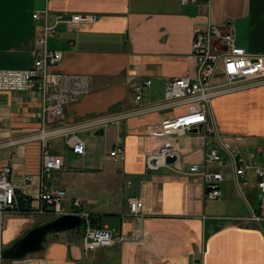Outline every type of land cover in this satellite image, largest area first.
<instances>
[{"label":"crops","instance_id":"1","mask_svg":"<svg viewBox=\"0 0 264 264\" xmlns=\"http://www.w3.org/2000/svg\"><path fill=\"white\" fill-rule=\"evenodd\" d=\"M45 10L51 25L57 15L94 16L95 21L83 20L75 28L60 24L44 43V20L33 16ZM212 24L228 25L237 48L264 54V0H207L197 5L180 0H0V70L32 69L35 52L45 47L62 52V61L52 70L89 80L88 94L64 107L61 123L74 125L133 110L137 107L133 87L147 81L152 84L144 89L142 105L162 101L167 82L195 74L194 34ZM246 97L264 109V87L211 102L209 126L216 131L210 135L200 129L163 140L161 122L173 111H160L99 130L73 131L71 136L86 143L83 156L74 154L65 138L52 140L49 151L62 156L64 165L49 183L67 192L64 214L102 216L103 224L110 218L118 229L104 226L126 236L138 232L140 240L85 253L82 236L52 234L41 252L21 260L0 259V264H264V222H252L246 208L258 207L255 177L240 179L239 190L232 167L226 177L225 165H212L210 169L225 178L222 196L214 201L224 210L215 214L205 200L202 176L190 174L192 165L203 167L207 149L221 153L225 148L245 151L263 146L264 136L242 137L232 131L235 104H244L240 101ZM45 123L42 95L0 92V168H11L16 185L25 186V179H32L25 186L29 197L24 198L32 210L40 206L42 149L38 141L27 138ZM119 140L124 161L109 155ZM162 140L172 146L177 161L149 172L146 160ZM130 198L143 201L141 217L130 215ZM76 200L79 208L74 207ZM50 218L58 217L5 214L0 218V253Z\"/></svg>","mask_w":264,"mask_h":264},{"label":"built area","instance_id":"2","mask_svg":"<svg viewBox=\"0 0 264 264\" xmlns=\"http://www.w3.org/2000/svg\"><path fill=\"white\" fill-rule=\"evenodd\" d=\"M50 1V0H47ZM64 1V0H59ZM207 0H180L183 5H197ZM35 20H44L41 32L43 42L55 35V28L60 24L75 28L81 21H95L94 16L83 17L75 15L70 19L57 15L53 25L49 22V10L34 14ZM195 63V74L192 77L175 78L167 82L162 101L143 103V92L152 82L147 81L133 87L136 94L137 107L125 113L107 115L91 119L74 125L61 123L64 107L78 101L89 92V80L83 76H72L54 72L53 67L58 65L63 54L46 47L35 52L34 67L29 70H0V92L40 94L43 99V112L46 116L44 127L27 139L38 141L42 149V169L40 172V206L28 214L37 216H62V203L67 196L64 189L51 186L49 181L55 171L63 168L62 156L50 153L49 146L52 140L65 138L73 153L79 156L86 154V143L71 136L73 131L93 129L99 130L134 116L160 111H173L172 116L161 122L162 139L181 136L194 129L205 130L207 135L213 134L216 129L209 126L212 116L211 102L219 97L232 95L250 89L264 87V54H248L235 45V36L228 25H209L194 34L193 53L191 57ZM183 109L177 113L176 110ZM47 122L52 127H47ZM162 140V141H163ZM230 156L234 170L235 183L241 190L240 179L247 181L249 174L255 177L257 190V210L251 208V220L256 224L264 222V146L242 151L237 148H225ZM110 157L118 161L125 160V149L119 140L110 152ZM176 156L169 143H163L156 152L146 160V170L158 171L169 166L168 157ZM214 164L225 165L224 156L216 149H207L204 165L200 168L194 164L190 174L201 175L205 182V200L214 202L222 196V184L225 181L221 172H213L210 168ZM181 172L183 170L181 169ZM25 179V186L31 182ZM25 186L16 185L11 181V168H0V218L8 213H23L20 208V197H29ZM129 211L132 217L143 215L144 204L140 198L129 199ZM81 202L76 200L74 207L79 208ZM75 212V211H73ZM73 212L67 213L72 214ZM82 217L83 248L85 253L111 247L117 243L140 240L137 232L131 236L116 234L107 226L102 228L93 225L90 214L77 211ZM78 228V229H79Z\"/></svg>","mask_w":264,"mask_h":264},{"label":"water","instance_id":"3","mask_svg":"<svg viewBox=\"0 0 264 264\" xmlns=\"http://www.w3.org/2000/svg\"><path fill=\"white\" fill-rule=\"evenodd\" d=\"M199 129H194L198 132ZM103 134V131L100 132ZM177 157H168L166 163H176ZM243 196V195H242ZM244 198V197H243ZM82 224V217L75 211L72 214H64L58 218L40 224L29 230L23 237L17 240L11 247L0 253L3 260H21L28 255L41 252L48 236L77 230Z\"/></svg>","mask_w":264,"mask_h":264},{"label":"rangeland","instance_id":"4","mask_svg":"<svg viewBox=\"0 0 264 264\" xmlns=\"http://www.w3.org/2000/svg\"><path fill=\"white\" fill-rule=\"evenodd\" d=\"M251 100L249 97H246L245 101H240V102H243L244 104H235L236 109L234 110L233 116L236 120V123H235V126L232 128V131L236 134H241L242 137H245L248 135H256L258 138L261 139L262 136H264V109H263L262 104H250ZM182 111L183 109H179L177 113L182 112ZM261 143H262L261 145L264 146V143L263 142ZM221 153H223L225 157L224 158L225 168L222 171L227 177V174L230 168L232 167L231 159H230V156L223 149L221 150ZM241 185H242V193L247 194L248 193L247 187L243 186L242 183ZM254 193L256 196V192ZM209 206L211 210L215 212V214H220L221 210H224L223 204H219V202H211L209 203ZM246 208L249 214L251 215V210L248 208L247 205H246ZM41 219L43 220V217L36 218L37 221H40ZM104 224H109L112 226L111 228L115 227L116 229H118L117 225L115 226L113 221L110 218H106L104 220Z\"/></svg>","mask_w":264,"mask_h":264},{"label":"trees","instance_id":"5","mask_svg":"<svg viewBox=\"0 0 264 264\" xmlns=\"http://www.w3.org/2000/svg\"><path fill=\"white\" fill-rule=\"evenodd\" d=\"M19 202H20L21 211L23 213L28 214V212L32 211V209H30V206H28L29 205L28 201H25L23 197L19 198ZM90 218L94 226L99 227V228L104 227V224L102 223V219H103L102 216L90 215ZM53 219L54 218H50L48 221L53 220ZM71 233H76L77 235L83 237V228L81 227L75 231H71Z\"/></svg>","mask_w":264,"mask_h":264}]
</instances>
